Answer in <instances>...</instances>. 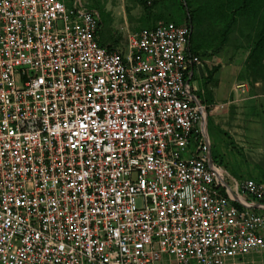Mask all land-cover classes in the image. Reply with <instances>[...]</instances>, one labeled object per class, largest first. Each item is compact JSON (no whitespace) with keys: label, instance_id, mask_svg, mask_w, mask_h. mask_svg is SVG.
<instances>
[{"label":"built area","instance_id":"built-area-1","mask_svg":"<svg viewBox=\"0 0 264 264\" xmlns=\"http://www.w3.org/2000/svg\"><path fill=\"white\" fill-rule=\"evenodd\" d=\"M93 5L0 0V264H247L264 184L212 159L191 28L112 49Z\"/></svg>","mask_w":264,"mask_h":264},{"label":"rangeland","instance_id":"rangeland-1","mask_svg":"<svg viewBox=\"0 0 264 264\" xmlns=\"http://www.w3.org/2000/svg\"><path fill=\"white\" fill-rule=\"evenodd\" d=\"M94 1L100 5L102 14L99 42L112 49L125 43L127 31L150 29L158 22L188 15L186 8L181 9L182 0ZM211 4L212 0H192L191 7L203 9ZM174 8V14L169 15ZM206 13L200 16L199 33L191 35V48L202 59L200 74L191 82L196 81L197 93L204 100L207 93L210 97V101L206 100L209 106L206 128L211 153L231 178L264 184V68L254 74L247 66V55L261 18L252 25L251 19L237 17L226 28L227 22L212 15L211 9ZM240 83L245 87L237 88ZM248 259L254 261L252 264H264V252Z\"/></svg>","mask_w":264,"mask_h":264},{"label":"trees","instance_id":"trees-1","mask_svg":"<svg viewBox=\"0 0 264 264\" xmlns=\"http://www.w3.org/2000/svg\"><path fill=\"white\" fill-rule=\"evenodd\" d=\"M94 2V8L99 13L101 7L100 5L92 0ZM184 2V5H183ZM192 0H182L181 9L183 10L186 8L187 10V17L180 16L177 20L169 21L173 22L177 25H182L183 19H186L185 23L189 28H191V34L189 39V52L191 54H197L194 49L191 48V35L199 33V26H200V16L205 12H209V10H212V15L215 14V16H218L225 20L227 22L226 28L232 24L233 21L237 17H244L251 19L250 22L255 24L258 18H261V24L259 31L257 32L256 39L253 42L250 51L247 55V66L248 69L252 71V73L259 72L262 68H264V63L262 62L264 60V0H212V4L208 7L200 8H192L191 7ZM179 5V4H178ZM179 5V6H180ZM180 8V7H179ZM176 9H170V14H174ZM210 14V13H206ZM102 15V14H101ZM99 29H100V23H99ZM225 30V28H224ZM111 48V47H109ZM200 97V95H199ZM206 100L210 101L209 94L207 93ZM206 100H204L206 102ZM208 110V109H207ZM212 159L213 155L211 153ZM217 158V155H216ZM217 160L215 159V162ZM219 162V161H217ZM221 163V162H219Z\"/></svg>","mask_w":264,"mask_h":264},{"label":"crops","instance_id":"crops-1","mask_svg":"<svg viewBox=\"0 0 264 264\" xmlns=\"http://www.w3.org/2000/svg\"><path fill=\"white\" fill-rule=\"evenodd\" d=\"M201 67H202V66H200V67L197 68L196 74L194 75V76H196L197 78H198V75L200 74V71H201L200 68H201ZM193 78H194V77H193ZM197 78H196L195 80H197ZM193 83H194V85H195L196 88H197L196 81H194ZM197 94H198V93H197ZM199 95H200V94H199ZM199 95H198V96H199ZM200 99H202V100L204 101V99L202 98V95L200 96ZM204 102H205V101H204ZM205 103H206V102H205ZM206 130H207V128H206ZM207 134H208V132H207ZM208 136H209V134H208ZM251 256H254V255H251ZM249 257H250V256H249ZM249 257H247V260H248L247 262H250L251 264L254 263L253 260H249V259H248ZM247 264H248V263H247Z\"/></svg>","mask_w":264,"mask_h":264}]
</instances>
